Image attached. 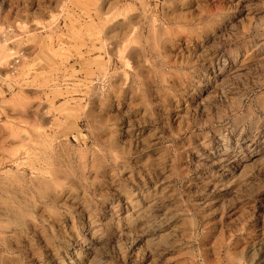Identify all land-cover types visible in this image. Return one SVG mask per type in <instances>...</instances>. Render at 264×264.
<instances>
[{
	"label": "rangeland",
	"instance_id": "obj_1",
	"mask_svg": "<svg viewBox=\"0 0 264 264\" xmlns=\"http://www.w3.org/2000/svg\"><path fill=\"white\" fill-rule=\"evenodd\" d=\"M142 1L0 0V182L29 178L38 131L69 173L54 203L23 193V181L0 189V264H264V0L178 2L184 28L167 56L145 48L152 101L113 95L110 109L113 78L134 77L123 56L139 48L143 21L113 51L106 20L141 19L146 9L161 21L172 10L167 0ZM223 62L237 76L216 86L212 65ZM92 105L107 129L128 122L142 136L122 134L125 153L111 151L108 130L94 137ZM235 140L238 157L229 159L222 150ZM101 155L107 174L94 175ZM148 194L150 213L128 220ZM4 203L26 224L15 225Z\"/></svg>",
	"mask_w": 264,
	"mask_h": 264
},
{
	"label": "bare ground",
	"instance_id": "obj_2",
	"mask_svg": "<svg viewBox=\"0 0 264 264\" xmlns=\"http://www.w3.org/2000/svg\"><path fill=\"white\" fill-rule=\"evenodd\" d=\"M169 3V8L172 9L171 12H165V17L166 20H161L159 21L158 19L154 18L151 16L146 9L143 11V18L140 19L138 17L135 19L133 16L130 15H125L123 18H112V19H107L106 24H107V32L110 35V43L112 44V49L113 51L115 50V47L117 46L118 43V36L120 35L121 37H125L129 32L132 31V28L134 25H136L138 22L143 21L142 28H139L135 40L139 44V48L137 47H131L127 51L126 56H123L125 59V62L130 64L133 61L134 65V77L132 75L129 76L131 77L132 80L128 82H122L120 81V78H113L114 85L110 87L107 97V100L105 102V105H108L110 109H112V102L113 99L111 97L113 95L116 96H125L127 93H132V94H141L145 99H148L149 101H152V89H151V84H150V74H148L145 70L143 60L145 58V48L146 46L149 47L150 51L152 53H156L157 55H160L162 57L167 56L166 53L168 52V49L170 48L171 45L174 43V39L172 38V35H177L176 32L180 28H184L179 19H184L185 14L182 11H174L176 9V5L178 2H189L190 0H167ZM145 4H147L146 0L142 1ZM171 24H178L177 29H174V27L170 26ZM208 27H211L208 25ZM144 37V44L140 45L141 37ZM186 46H190L192 44V38H187L186 40ZM118 47L116 49V52L118 51ZM19 56V55H17ZM132 60V61H131ZM233 60H237V57H234ZM263 67H264V60H263ZM125 71L123 72V74ZM237 76V69L234 68L233 66H230L227 62L221 63H215L212 65V77H213V82H216V86L219 85L217 83L220 80H224L225 78L227 79L231 75ZM127 75H129L128 72H126L123 76H125V80L128 79ZM114 77V76H112ZM130 78V79H131ZM137 78V79H136ZM234 78V76H233ZM142 81L143 91H139V85L137 87V82L136 80ZM163 79H167L165 75H163ZM222 84V83H221ZM142 90V89H141ZM96 93V92H95ZM95 95H98L96 93ZM259 100L261 102V105L264 109V93H261L259 95ZM93 103L96 105L97 99L93 98ZM93 106V105H92ZM93 106L91 109L88 111V118L91 121L92 128H93V134L96 140L102 141L105 139L107 136V130L109 135L107 136V144H108V149L111 151L119 148V151L122 153H125V149L123 148L120 140V135H131L135 136L136 139H138L140 136H142V132L139 133H133L134 128L132 125H130L128 122L126 125H123L120 127H115L112 126L111 129H107V125L104 123V116L100 113L102 107H95ZM106 107V106H105ZM107 109V108H106ZM117 117L116 113H110V118ZM106 135V136H105ZM37 139L40 141L42 144L39 151L36 149L35 151L31 152L28 150V154H31V164L29 165L31 169V174L28 179L26 178H18L15 179V181H8L6 182L2 181L0 182V189L5 190V191H10L12 186L15 183H18L20 181L25 182L24 189H22L24 192L23 193H36L37 196L40 197V199L44 200V202H51L54 203L56 201H59L60 199L63 198V196L66 194V191L68 190V186L66 185L65 179L67 178V175L69 174L68 172H65L61 168V164L59 161L60 159V154H59V149L58 147L53 143V138L48 136L46 133L43 131H38L37 134ZM237 141L235 140V146L231 149V145L228 143L225 144L224 150V155H226L229 159H237L238 157V152H237ZM250 142V143H249ZM245 141L244 144L249 149L253 144H255L256 141L253 139ZM249 143V144H248ZM261 146H264V141L260 143ZM206 148L211 150L212 146L210 144H206ZM114 157V154H112ZM103 157H100L101 159H93L91 163V173L94 175L96 174H107L108 171V166L109 164H106L107 158L104 155H101ZM30 157V158H31ZM104 159V160H103ZM37 162V163H35ZM82 164L79 166V170L82 171V174L85 175V172L88 168V163L85 161V163L81 162ZM60 164V166H58ZM70 164V163H69ZM50 165V166H49ZM52 165V166H51ZM66 170V169H65ZM73 171H70L72 174ZM11 187V188H10ZM33 191V192H31ZM11 192V191H10ZM14 192H12L13 194ZM22 193V192H21ZM34 193V194H35ZM31 194V195H32ZM154 194V193H153ZM34 197V195H33ZM153 198L154 196L151 194H148L147 198V205L145 207H140L137 212H136V217H133V215H128L127 218L128 220L133 221V223H136L139 220L143 219L144 216H146L151 210V202L153 203ZM6 203V201H5ZM4 203V204H5ZM10 203V201H9ZM7 204V203H6ZM5 204V205H6ZM4 205V206H5ZM8 205V204H7ZM5 207V213L7 215L12 214L14 215V223L15 225H20L24 224L25 220L22 221L21 219V214L19 211L15 212L17 209L15 207L12 209L10 204L9 206ZM15 209V210H14ZM20 214V215H17ZM23 218V216H22ZM27 222V221H26ZM25 222V224H26Z\"/></svg>",
	"mask_w": 264,
	"mask_h": 264
}]
</instances>
